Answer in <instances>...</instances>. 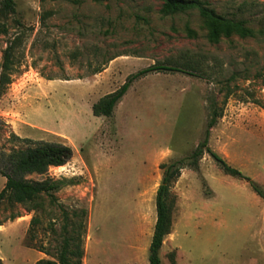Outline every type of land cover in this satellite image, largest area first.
I'll list each match as a JSON object with an SVG mask.
<instances>
[{
	"label": "rangeland",
	"instance_id": "1",
	"mask_svg": "<svg viewBox=\"0 0 264 264\" xmlns=\"http://www.w3.org/2000/svg\"><path fill=\"white\" fill-rule=\"evenodd\" d=\"M14 1L13 12L0 10L8 30L0 34V71L4 50L19 37L0 95V147L14 146L16 134L68 144L73 157L25 175L61 180L56 201L44 196L37 211L0 204L4 264L58 262L64 237L76 236L80 221L82 264H150L160 165L186 157L203 139L212 99L222 116L209 147L264 191V34L212 43L196 11L163 16L160 0ZM205 1L264 29V0ZM153 64L182 71L149 73L111 117L93 114L102 96ZM5 182L0 175V191ZM250 184L225 174L208 153L197 169L184 168L171 186L173 224L161 264H264V196ZM35 215L33 244L48 253L26 246Z\"/></svg>",
	"mask_w": 264,
	"mask_h": 264
},
{
	"label": "trees",
	"instance_id": "2",
	"mask_svg": "<svg viewBox=\"0 0 264 264\" xmlns=\"http://www.w3.org/2000/svg\"><path fill=\"white\" fill-rule=\"evenodd\" d=\"M160 1V12L163 16L196 11L199 16L205 20L208 30V40L212 43H219L222 39L231 38L232 36L247 38L264 34V29L255 30L253 27L249 26V19L221 14L205 0ZM0 10L3 13L13 12L15 10V1L1 0ZM7 33L8 30L6 26L0 22V34ZM189 34L194 35V32L189 30ZM18 40L19 37L15 36L4 50L0 71V95L11 82ZM115 57L116 56L110 58L109 61ZM103 68L104 66L98 68L95 70V73L101 72ZM177 71L181 72L182 70L176 68V66L153 64L136 73L130 74L118 89L102 96L95 102L92 106V112L98 117H111L116 105L124 97L134 81L153 72ZM221 116V110L217 108L215 100L212 99L209 104V113L203 139L186 157L160 165V168L163 170V177L156 195L157 218L149 246L150 264H161L159 251L165 236L171 232L173 224L172 214L175 203L174 196L171 193V186L181 176V172L184 168L189 167L197 169L199 161L205 153H208L214 159L225 174L235 178L249 179L252 189L259 196H264L263 189L256 182L252 181L238 168L230 165L222 156L209 147L211 128L216 125L218 118ZM10 142H13L14 146L8 149L0 147V175L6 178L5 185L0 191V204L3 200H7L11 203L26 205L30 210L37 211L42 209L44 205V196L50 197L52 201H56L55 192L61 188V180L52 178L34 180L27 178L25 175L29 171L45 173L50 167L64 166L73 157L72 147L65 143L22 138L16 134L11 135ZM82 216H85L84 211L82 212ZM15 217L14 215L10 216V219L13 220ZM39 222L40 218L38 216L35 215L31 218L26 237V246L48 253L43 246H36V244H33L36 236V225L39 224ZM1 224L2 222L0 221V226ZM78 227L79 231L76 236L64 237L58 255V262L40 259L37 261V264H82V259L85 254L84 248L82 247L85 223L80 221ZM72 242H75L74 247H72ZM72 256H75L76 260H73ZM0 264H4L1 258Z\"/></svg>",
	"mask_w": 264,
	"mask_h": 264
}]
</instances>
